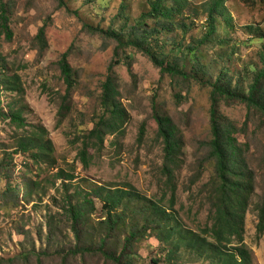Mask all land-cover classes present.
I'll list each match as a JSON object with an SVG mask.
<instances>
[{
  "label": "rangeland",
  "instance_id": "374dc122",
  "mask_svg": "<svg viewBox=\"0 0 264 264\" xmlns=\"http://www.w3.org/2000/svg\"><path fill=\"white\" fill-rule=\"evenodd\" d=\"M4 1L13 36L8 39L0 25V57L5 65L0 72L17 76L25 92L20 95L1 87V101L5 112L10 103L21 101L27 125L18 128L8 119L0 118V264H36L33 250L42 254L43 264H115L99 254H78L67 260L63 257L64 250L75 243L67 211L69 202L75 205L97 186L135 191L168 207L175 185L174 210L178 221L200 231L211 210L207 200L208 181L215 172L208 147L211 88L196 78L163 75L150 57L136 48L120 49L117 55L115 39L84 28L85 24H91L105 30L111 25L116 30L124 29L125 18L129 19V25L133 24L150 9V0H126L122 13L123 0H66L67 8L78 10V16L61 8L58 0ZM207 1L190 0L185 15L178 18L190 25L189 32L177 30L162 35L169 41L165 45L167 55L175 57L179 43L188 46L203 34L206 23L203 4ZM228 6L234 28L219 20V38L226 42L205 47L202 65L195 66L193 62L185 68L191 75L214 79L224 68L235 78L247 80L253 74V67L258 66L259 52L264 49V0H231ZM44 24L45 41L41 42L37 34ZM251 25L261 28L263 37L252 32ZM68 49L76 82L67 101L70 110L60 121L66 85L58 61ZM114 59L120 61L114 73L121 91L120 100L129 116L119 132L107 136L101 152L91 148L94 157L85 168L78 152L83 147L82 140L102 114V83ZM129 61L133 64L132 72L127 66ZM155 108L173 120L183 144L181 166L175 169L171 185L162 170L164 151L157 136ZM220 111L240 129L237 137L242 147L246 149L248 145L245 157L255 173V184L245 217L244 243L251 249L253 264H264V231L258 232L256 209L264 203V120L254 112L248 114L247 107L239 102L223 100ZM144 123L146 132L140 141ZM39 127L48 131L47 139L53 143L50 158L38 159L17 147L22 134ZM25 184L31 186V196L24 193ZM90 199L94 208L79 228L83 243L96 246L107 235L102 222L108 216V209L94 196ZM137 207L139 203H129L126 223L110 233L108 247L121 253L133 225L146 227L144 237L134 240L132 245L135 264H168L165 258L168 243L156 238L149 229L146 214ZM25 252H31L28 259L20 256L9 260ZM179 256L175 264H209L195 252L182 250Z\"/></svg>",
  "mask_w": 264,
  "mask_h": 264
},
{
  "label": "trees",
  "instance_id": "16d2710c",
  "mask_svg": "<svg viewBox=\"0 0 264 264\" xmlns=\"http://www.w3.org/2000/svg\"><path fill=\"white\" fill-rule=\"evenodd\" d=\"M231 0H209L203 4L205 10L206 23H204L203 34L195 42L188 46L185 43L177 45V55H167L165 45L168 39L162 38L163 34H174L177 30L184 33L190 31V25L178 18L185 15L190 6V0H150V9L142 13L129 25L126 19L125 28L116 30L112 27L105 30L85 24L84 28L90 33L101 34L115 39L118 42L116 54L126 47H133L150 57L153 63L159 67L163 75L169 74L173 78L183 77L184 79L196 78L199 82L208 85L210 92V128L211 140L208 143L209 158L214 162L215 172L209 179V190L207 192L208 203L211 210L207 215L208 221L200 231H195L184 226L178 221L175 214V185L172 186L173 193L168 207L143 197L135 191L115 188L110 189L105 186L93 188L83 200L71 205L68 208L69 218L75 243L68 250H64L63 257L77 256L78 254H99L107 261L115 264H135V256L132 248L136 239L144 237L148 229L133 225L129 235L125 238V243L121 253H115L108 247L109 235L121 224L126 223L127 207L129 203L137 202L139 212L146 215L150 231L155 233L156 238L162 243H168V254L165 258L168 264H175L176 257L182 250L195 252L197 256L205 259L209 264H253L252 252L244 243L245 217L254 194L255 173L247 164L244 149L238 140L237 134L240 129L234 122L228 121L220 111L221 101L239 102L248 109V114L254 112L264 120V49L259 52V64L253 67V74L247 80L235 78L228 70L222 69L213 79L200 76L196 73L191 75L185 69L190 63L195 62V66H200L202 51L210 44L221 45L226 42L220 39V21L228 28H234V17L229 10L228 2ZM61 8H66L68 12L76 16L79 11H71L67 8L66 0H58ZM126 9V0L120 5L121 13ZM196 10V9H195ZM199 12L198 9L196 11ZM124 17V16H123ZM0 25L4 29L6 37L11 39L13 30L9 25V17L6 3L0 0ZM46 24L41 26L37 37L41 42L45 41ZM250 30L263 37L262 29L250 26ZM70 49L66 50L58 61L61 76L66 85L64 95V105L59 111L60 121L70 110L67 103L71 91L75 86L73 69L69 62ZM192 58H197L194 61ZM131 60V59H130ZM182 63H181V62ZM4 58L0 57V68H4ZM127 66L132 72L133 64L127 62ZM120 61L114 59L108 68V76L102 83L101 109L102 114L94 129L90 130L82 140V146L78 152L79 159L85 168H88L92 157L91 148L101 152L106 144L107 136L119 132L125 124L129 112L120 100L121 91L116 81L114 67ZM248 72H246V77ZM245 77V78H246ZM245 85V86H244ZM1 87L3 90L23 95V88L20 79L7 72H0V118H6L18 128H26L27 122L24 118V111L21 101L10 103L8 111L5 112L1 101ZM154 119L158 125L157 136L162 140L164 151V174L168 177L169 185L175 178V169L180 168V156L183 144L177 134V127L173 120L160 114L155 108ZM247 127V124L245 125ZM146 132L145 123L140 128V141ZM48 131L44 127L34 129L31 133L22 134L17 141V147L22 152H31L36 158H50L53 154V143L47 139ZM67 176V175H64ZM72 177V176H68ZM26 196H31V186H23ZM95 197L103 202V206L108 209V216L102 222L106 227L107 235L102 236L97 245L83 243L81 238L80 224L87 220L89 212L94 208V201L90 197ZM124 206V208L117 210ZM258 211V232L264 231V203L256 206ZM36 255V264H43L41 253L33 250ZM31 252L17 254L9 260L23 256L28 259ZM157 261V260H155ZM178 261V259L176 260Z\"/></svg>",
  "mask_w": 264,
  "mask_h": 264
}]
</instances>
